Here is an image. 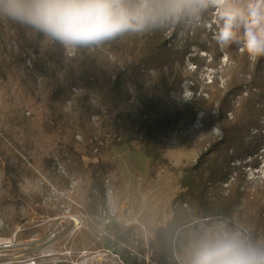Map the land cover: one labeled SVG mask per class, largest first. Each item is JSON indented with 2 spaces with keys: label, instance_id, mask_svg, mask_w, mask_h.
Listing matches in <instances>:
<instances>
[{
  "label": "trees",
  "instance_id": "obj_1",
  "mask_svg": "<svg viewBox=\"0 0 264 264\" xmlns=\"http://www.w3.org/2000/svg\"><path fill=\"white\" fill-rule=\"evenodd\" d=\"M196 17L209 28L203 23L196 27ZM216 25L219 30V18L212 22L205 11L198 16L162 21L151 32L128 34L99 50L76 49L75 56L67 58L58 42L0 16V83L10 85L15 95L25 93L19 105H13L15 100L9 99L14 116L9 120V130L0 127V169L4 182L6 180L0 198L2 208L15 210L6 227L13 228V220L19 218L20 204L23 200L27 203L16 181L21 174L31 176L26 161L31 162L29 151L33 142L29 139L37 134L35 125L43 138L54 140L59 154L69 156L73 172L90 180L88 195L89 206H92L100 202L94 193L102 196L106 179L115 194L120 188L118 179L107 178L113 171L110 165L84 161V158H96L106 140L111 139L115 146L132 147L133 144L151 161L152 168L165 167L164 148L168 139L201 117L204 128H214L220 138L210 143L194 166L182 169L179 186L183 193L172 204L171 217L166 224L152 231L146 240L138 235L136 247L130 243L133 229L112 222L106 225L107 232L127 247L136 249L141 256L149 254L148 264H181L189 238L221 219L227 221L234 217L254 239L264 241V183L248 186L247 191L241 190L244 182L241 176L228 183L233 159L252 156L259 150L261 135L258 133L264 128L261 122L264 116V57H250L237 45H220ZM170 29L172 32L168 35ZM183 30L184 35H180L183 43L176 46L174 41ZM191 48L212 55L214 65L224 58L226 64L221 67L219 76L225 81L223 89L216 86V80L212 81L199 95V89L192 82L189 89L193 95L184 100L174 91L179 84L175 68ZM218 52H222L223 57ZM191 60L197 68L195 57ZM28 62L31 67H27ZM23 71L22 79H8L10 74ZM33 75L45 82L44 98L35 93L33 86L37 79ZM153 77L156 81L150 87L145 79ZM16 80L23 90L13 85ZM70 87L83 91L74 95ZM237 94L241 100L234 107L231 99ZM67 102L71 106L66 113ZM30 110V117H24ZM94 118L97 123L100 121L97 125H94ZM15 129H18L19 140L27 141L23 149L14 141ZM251 130L258 131L252 136ZM78 136L82 139L80 148L77 147ZM7 141L14 145L17 154L11 150L9 156L3 150ZM183 141L184 145L194 144L185 139H181L180 144ZM50 164L49 158L45 166ZM227 183L228 194L224 195L222 185ZM57 184L63 186L66 181L58 178ZM204 219H209L204 226L194 224ZM1 234L6 237L8 233ZM128 251V248L120 250L126 264H147L145 259L139 261Z\"/></svg>",
  "mask_w": 264,
  "mask_h": 264
},
{
  "label": "rangeland",
  "instance_id": "obj_2",
  "mask_svg": "<svg viewBox=\"0 0 264 264\" xmlns=\"http://www.w3.org/2000/svg\"><path fill=\"white\" fill-rule=\"evenodd\" d=\"M206 13L211 16L212 22L219 18L218 8H210ZM201 23L206 29L209 28L208 24L202 20L199 21V18L196 17L194 25L198 27ZM171 32L170 29L168 35ZM215 32L217 33L218 29ZM180 33L182 34H179L177 40L174 41L176 46L183 43L180 35L183 36L185 31ZM62 47L64 55L69 57L68 53L71 49L65 48L63 45ZM218 53L223 57L222 52ZM192 57L196 59L197 68L193 65ZM108 59L112 61L110 57ZM225 64L226 60L221 58L217 65H214L212 55L206 52H197L191 48L190 53L183 57L182 63L179 62L176 65L175 73L179 75V84L178 88L174 90L175 94L184 100L192 97V91L189 89L192 82L199 89L198 95L208 89L214 80L217 82L216 86L223 89L225 80L219 75L222 74L221 67ZM25 72L17 75L10 74L8 79H22ZM33 77L40 79L36 75ZM145 80L152 87L151 84L155 83L156 78H146ZM13 85L23 90L18 80ZM33 87L36 90V95L44 98L46 94L45 82L37 80ZM24 96V92L15 95V91L10 88V85L2 86L0 83V127L9 130L11 125L9 120L14 116L11 112L12 107H10L9 99L15 100L12 102L13 105H19ZM242 97H245V94ZM231 100L232 106L237 107L241 97L237 94ZM69 105L71 106V103ZM70 106L67 102L64 112L67 113ZM31 112L32 110L28 111L24 117H30ZM197 119L199 120L187 126L184 131L176 132L168 139L169 141L167 140L164 148V156L167 159L165 167L152 168L151 161L137 151L133 144L132 147L115 146L111 143V139L105 141L96 158H84L86 164L107 163L113 170L111 176L107 178L118 179L120 182V188L115 194L110 181L109 183L104 181L102 196L94 193L100 202L92 204V206H89L91 199L88 195L90 180L77 176L73 172L69 156L59 154L54 140L49 137L43 138L39 127L35 125L37 134L29 139L33 142V148L29 151L31 162L22 158L27 162L26 169L31 170V176L21 174V178L16 181L18 188L27 198V203L23 200L20 204L19 218L13 220L12 229L6 226L7 222L11 221V216L15 214V210L11 207L2 208L0 198V233L5 234L6 231L8 233L6 237L0 236V264H68L55 262L70 260L68 255L69 253L72 255V252L77 256V253L82 251L91 255L107 250L117 253L122 262L126 264L120 254V250L123 248H128L131 256L137 257L139 261L145 259L148 264L149 254L141 256L133 247H127L126 244L115 239L111 233L107 232L106 225L114 222L122 228L133 229L130 243L136 247L138 235H142L146 240L151 236L152 231L166 224L171 217L172 204L183 193L179 186L183 176L182 169L194 166L201 154L209 148L210 143L220 138V133L217 130L204 128L200 122L201 117ZM96 121L93 120L94 125L100 122ZM261 122L264 123V116ZM17 131L18 129L13 130L14 141L23 149L27 141L19 140ZM251 131L253 136L258 130ZM258 134L261 135V138L257 153L252 156L246 155L243 159L234 158L233 163H230L231 180L228 183L241 176L244 179L241 190L247 191L248 186L264 183V128H260ZM181 139L194 141V144L188 146L185 143L186 145H184L185 141L180 144ZM76 140L79 142L77 147L80 148L81 137H76ZM2 147L8 155L11 150L14 154L18 153L9 141ZM49 158L51 164L46 167L45 161ZM239 164L240 166H238ZM58 178L65 180L66 184L59 186ZM3 179L0 169V197L3 194V184L6 182ZM228 183L222 185L224 195L228 194ZM183 207L185 208V206ZM110 213L113 216H110ZM198 221L203 226L205 225V221ZM224 222L228 226L230 224V228L243 229L235 222L234 217ZM214 223L211 227L215 225ZM243 230L249 233L248 229Z\"/></svg>",
  "mask_w": 264,
  "mask_h": 264
},
{
  "label": "clouds",
  "instance_id": "obj_3",
  "mask_svg": "<svg viewBox=\"0 0 264 264\" xmlns=\"http://www.w3.org/2000/svg\"><path fill=\"white\" fill-rule=\"evenodd\" d=\"M219 9L217 42L264 57V0H0V16L65 48H99L162 21ZM181 264H264V241L224 221L193 234Z\"/></svg>",
  "mask_w": 264,
  "mask_h": 264
},
{
  "label": "built area",
  "instance_id": "obj_4",
  "mask_svg": "<svg viewBox=\"0 0 264 264\" xmlns=\"http://www.w3.org/2000/svg\"><path fill=\"white\" fill-rule=\"evenodd\" d=\"M96 49L99 50V48H96ZM75 52H76V49L74 51H73V49H71L70 52L68 53L69 57H67V58L74 57L75 56ZM27 67H31V64L29 62L27 63ZM37 78H39V77H37ZM37 80L39 81L41 79H37ZM70 90H71L72 94H74V95H80L82 93V91H83L82 89H77V88H74V87H70ZM69 104L70 103L68 102V106H70ZM93 120H96V118H94ZM105 182L109 183V180L107 179V180H105ZM110 216H113V214L110 213ZM108 219H107V222H108ZM207 220H209V219H204L202 221H207ZM196 223H199V221H196ZM240 230H243V229H240ZM68 257L70 258V260H68V261H56L55 263H68V264H124L117 253H115L114 251H108V250L104 251V252H97V253H94V254H91V255H88L87 252L82 251L80 253H77V256H76V254L74 252H72V255H71V253H69Z\"/></svg>",
  "mask_w": 264,
  "mask_h": 264
}]
</instances>
